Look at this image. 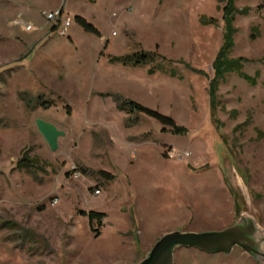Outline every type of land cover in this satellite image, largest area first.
<instances>
[{"label": "rangeland", "instance_id": "1", "mask_svg": "<svg viewBox=\"0 0 264 264\" xmlns=\"http://www.w3.org/2000/svg\"><path fill=\"white\" fill-rule=\"evenodd\" d=\"M225 160L264 231V0H0V264H135L166 233L223 230L240 213Z\"/></svg>", "mask_w": 264, "mask_h": 264}, {"label": "water", "instance_id": "2", "mask_svg": "<svg viewBox=\"0 0 264 264\" xmlns=\"http://www.w3.org/2000/svg\"><path fill=\"white\" fill-rule=\"evenodd\" d=\"M36 127L51 151H56L57 141L63 132L50 123L38 120ZM229 185L237 197V220L220 231L187 233L173 231L162 236L135 264H173L177 248H194L205 254L229 255L233 247L245 252L256 264H264V231L258 225V216L253 209L256 196L247 189L230 164L225 160Z\"/></svg>", "mask_w": 264, "mask_h": 264}, {"label": "trees", "instance_id": "3", "mask_svg": "<svg viewBox=\"0 0 264 264\" xmlns=\"http://www.w3.org/2000/svg\"><path fill=\"white\" fill-rule=\"evenodd\" d=\"M228 15H226V13L224 14V17H227ZM82 28V30L86 33H91V34H95V35H99L98 30L91 24H89L85 19L81 18V17H75L74 19ZM210 23H214V21L209 20ZM148 57L147 54H141L140 57H138L137 59L130 61V60H126V59H122V63L124 65L127 64H132V65H139L141 63L144 62V58ZM117 60V59H115ZM153 71L150 70L149 73H152ZM121 109L123 110H127L130 113H143L146 114L148 116H151L153 118H156L162 122H166V123H170L171 125H174V122L172 119L165 117L161 114H159L158 112L152 111L136 102L133 101H122L121 102ZM176 132H178L179 130L176 129ZM98 174L101 175H106V173L104 172H99ZM88 217H89V221H93L94 219H97V223H99L103 217V214L101 213H97V212H89L88 213Z\"/></svg>", "mask_w": 264, "mask_h": 264}, {"label": "built area", "instance_id": "4", "mask_svg": "<svg viewBox=\"0 0 264 264\" xmlns=\"http://www.w3.org/2000/svg\"><path fill=\"white\" fill-rule=\"evenodd\" d=\"M57 17H60V11L56 12V13H48L46 14L45 18L47 21L56 23V19ZM71 22L69 20H66L63 24L62 29L60 30V34H65L68 30V28L70 27ZM31 26H27L26 30H30ZM98 193V192H97Z\"/></svg>", "mask_w": 264, "mask_h": 264}, {"label": "crops", "instance_id": "5", "mask_svg": "<svg viewBox=\"0 0 264 264\" xmlns=\"http://www.w3.org/2000/svg\"><path fill=\"white\" fill-rule=\"evenodd\" d=\"M206 23H210L209 20H207Z\"/></svg>", "mask_w": 264, "mask_h": 264}]
</instances>
